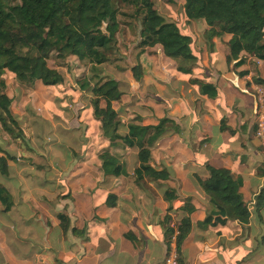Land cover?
Instances as JSON below:
<instances>
[{
  "label": "rangeland",
  "instance_id": "1",
  "mask_svg": "<svg viewBox=\"0 0 264 264\" xmlns=\"http://www.w3.org/2000/svg\"><path fill=\"white\" fill-rule=\"evenodd\" d=\"M116 1L118 13L105 16V21L109 24H118L115 50L111 55L112 60L100 65V68L103 74L118 80L123 90L121 100L115 105L122 122L120 131L125 133L130 122L155 123L161 117L173 118L175 115H179L181 126L189 125L193 130L184 133L179 141H173L172 131L177 130V127L173 121L167 123L168 129L151 146V156L154 165L163 164L168 167L170 176L161 183L151 182L156 196L148 195L146 199L141 196L139 207L136 197L128 195L127 190L123 189L128 182H134L131 174L138 164L136 148H124L120 151L129 175L105 178L97 170L99 161L95 154L106 142L100 138L98 123L92 116L89 92L81 90L77 81L78 78L88 76L89 65L71 55L64 59L51 56L48 63L57 68L64 77L62 83L52 86L44 85L40 81L21 83L13 73L5 71L4 91L11 98L10 109L18 127H14V133L11 134L3 130L0 124V155L6 156L8 165V174L0 172V182L7 188L12 199L8 210L0 203V264H40V249L46 243L45 239L54 247L65 245L68 249V240L63 243L53 231H45L42 205H46L53 212L56 202L62 205L71 203V199L79 202L76 193L80 191L84 196L81 199H86L90 204L85 216L94 214L90 208L94 209L93 205L99 197L104 199L112 190L120 193L121 198L117 204L127 206L131 212L139 214L140 220L150 224V244L156 249L158 243L163 245L164 223L161 220L164 202L170 206L178 205L184 199L183 195L189 194L204 206L207 203L204 196L206 192L191 175L194 170L201 171L191 161V155L196 151L203 152L197 144L198 140H193L197 136L196 124L200 122V118L198 121L196 118L204 119L207 116L203 115L202 98L194 89L197 87L200 92L199 84L196 83L190 91V94H196L193 97H197L195 100L185 95L188 86L181 85L187 79H190L189 82L204 80L212 75L209 73L208 76L205 71L203 74L198 73L201 70L200 59L206 53L212 63H219L222 69H226V62L221 58L228 51V35L223 33L221 36L209 37L208 24L204 19H187L183 10L184 0H154L157 12L165 20L176 22L190 36L192 50L198 59L190 63L182 61L180 57L165 56L159 45L139 53L140 20L132 6ZM135 64L140 65L139 80L135 79L131 70ZM189 64L192 66L189 73L177 68V65ZM246 66L253 71L256 69L251 61ZM225 74L229 76L227 72ZM177 88H181L182 92V96L178 97V104L177 94L174 93ZM247 98L251 102L253 97L248 95ZM190 100L193 101L192 104ZM227 103H230V110L215 108L214 113H234L241 100L234 97L233 101ZM239 115L241 116L240 113ZM197 137L202 136L199 134ZM227 141L236 148L242 142L237 138H227ZM167 186L176 188L179 195L167 200L162 194ZM137 189L142 192L140 188ZM144 189L147 192L150 188ZM64 192L66 195L62 196ZM125 198L130 199L131 203H127ZM172 213L175 211L172 210ZM173 215H169V221L178 219L177 214ZM90 222L95 223V218H91ZM197 232L198 228L193 226L184 243L188 264L231 262L229 251L221 247L215 252L214 262L207 261V252L203 254L199 250L201 241L196 235ZM34 249L38 252H34ZM20 252L27 255L25 260L20 258ZM249 255L243 258L251 257Z\"/></svg>",
  "mask_w": 264,
  "mask_h": 264
},
{
  "label": "trees",
  "instance_id": "2",
  "mask_svg": "<svg viewBox=\"0 0 264 264\" xmlns=\"http://www.w3.org/2000/svg\"><path fill=\"white\" fill-rule=\"evenodd\" d=\"M134 8L140 20L139 53L146 48L159 45L163 54L180 57L182 61H196L197 54L191 47L190 36L179 25L167 21L154 8V0H119ZM116 0H0V124L3 130L14 133L17 126L10 106L11 98L4 91L3 74L9 71L21 83L40 81L47 86L62 83V73L48 63L54 56L64 59L71 55L89 65L88 76L78 78L80 89L89 92L92 116L98 123L100 138L106 142L96 151L101 176L120 177L129 175L120 151L136 148L137 166L132 176L139 185L152 187L149 182L164 181L169 178L168 167L152 163L151 146L168 129L169 117H161L155 123H128L125 133L120 131L121 120L116 104L121 100L123 90L119 81L103 74L100 65L112 60L115 50V33L118 24L105 21L108 14H117ZM184 14L189 20L202 18L208 24L209 37L229 35L226 59L236 61L234 67L246 61L247 56L264 62V0H184ZM191 63V62H190ZM189 65H177L185 73ZM135 79L141 77L140 65L131 68ZM240 75L244 71H239ZM255 83L263 84L264 78L254 77ZM200 93L210 98L218 94L217 86L211 82L198 80ZM18 127V126H17ZM159 166V167H158ZM206 176L193 174L197 184L206 192L212 209L203 219L196 220L199 228L224 225L227 221L248 222L251 210L244 201L240 188L241 176H235L230 168L204 164ZM0 172L8 174L7 158L0 155ZM154 191V190H153ZM168 199L177 197V190L167 186L162 190ZM66 193L62 194L65 196ZM117 195L108 192L103 204L114 207ZM0 203L8 210L12 205L9 191L0 182ZM264 207V189L256 195L253 213L260 215ZM162 218L164 240L169 245L175 233V246L180 264L181 247L191 231V214L196 210L191 198L185 197L177 208L182 216L175 229L169 225L167 206ZM58 225L65 233L84 235L86 227L71 226L70 218L64 211L56 213ZM132 239V232H125Z\"/></svg>",
  "mask_w": 264,
  "mask_h": 264
},
{
  "label": "crops",
  "instance_id": "3",
  "mask_svg": "<svg viewBox=\"0 0 264 264\" xmlns=\"http://www.w3.org/2000/svg\"><path fill=\"white\" fill-rule=\"evenodd\" d=\"M226 53L221 58L226 62V69H222L219 63H212L208 53L200 59L201 70L198 73L203 74L205 71L208 76L209 73H212L208 79L203 81L211 82L217 86L218 94L216 97L210 98L205 94H201L197 87L194 88L193 86L198 80L189 82L190 79H187L188 81L181 85V87L188 86L187 94L185 95L192 100L197 97L193 99L196 94H190V91L194 88L199 93L203 102V115L207 116L204 119L201 117L196 118L197 121L200 118V122H197L195 132L197 136L200 134L202 137L195 136L193 140H198L197 144L201 146L204 154L196 151L191 155L193 159L191 161L196 168L201 170H194L191 175L193 177V174L197 173L200 176H206L205 163L230 168L235 176H241L242 178L243 182L240 191L248 208L251 210V215L245 224L234 220L227 221L224 225L207 226L201 229L197 227L195 222L198 219H203L206 213L212 209L208 196L204 194L207 200L204 206L193 195H183L184 198L188 196L191 198L196 210L191 214V231L181 247L182 264H188L184 243L191 234L193 226L198 228L196 235L201 241L199 250L203 254L207 252L205 256L207 261L214 262L216 259L215 252L217 248L221 247L229 251L231 260L229 264H239L241 260L246 259L243 256L249 254L251 257L240 264H264V207L260 215L253 213L255 197L261 189H264V151L256 136L258 123L264 124V86L254 81V77L260 76L264 78V62L255 60L252 56H247V61L234 67L236 61L231 60L232 62L228 63ZM249 61L256 65L255 71L246 66ZM174 71H176L175 68ZM239 71H244V74L240 75ZM174 93L177 94L176 104H178V97L182 96L181 88L174 89ZM248 95L253 97L251 102L248 101ZM234 97H239L241 100V103L236 106L238 110L236 109L231 114L230 112L227 113V111L220 114L214 113L215 108L230 110V103L227 102L233 101ZM192 100H190V104L193 103ZM177 107L178 105L175 108ZM170 119L177 127V130L172 131L173 141H179L184 133H189L190 129L193 130L189 125H180L179 115H175V117ZM189 122L192 123L191 121ZM227 138L228 140L237 138L242 141L239 148L232 146L227 141ZM142 185L140 186L139 183L131 181V184L128 182L123 187L124 190H127L128 195L136 197L139 201V207L141 205V196L144 199L148 195L156 196L155 187L152 186L151 182H149V185L154 191ZM137 188H140L142 192ZM144 188L149 190L146 192ZM111 192L114 191L112 190ZM72 193L74 195L75 191ZM114 193L117 195L118 201L121 198L119 196L120 193ZM177 194L179 195L178 191ZM76 196L79 202H74L73 199H71V203L67 202L64 205L56 202L53 205V212L46 205H42L45 231L47 233L53 231L63 243L68 240L69 248L66 249L65 245L54 247L52 244H48L45 239L46 243L40 249V264H157L163 260L170 247H173L172 241L169 245L166 244L163 235V245L160 242L157 249L152 247L150 244L152 237L150 224L140 220L139 214L131 212L127 206H121L116 203L114 207L109 208L103 204L104 199L99 197L93 205L95 210L90 208V210L94 211V214L85 216L84 214L90 204L86 199H81V197H84L82 191L77 192ZM65 198L67 199V197ZM125 201L131 203L128 198H125ZM147 203L151 204L150 202ZM181 203L173 205L170 211L171 214H177L178 219L182 216V212L177 209ZM132 206L136 207L135 205ZM167 206L168 204L164 202L162 218L167 212ZM172 210L175 213H172ZM59 211H64L68 214L71 226L86 227L83 237L72 234L70 230L65 233L62 231L56 216ZM170 212L168 214L171 216ZM91 218H95V223L90 222ZM178 219L170 221L169 225L175 229ZM125 232H132V239L126 238ZM33 251L38 252L37 249ZM20 253V258L25 260L27 255H24V252ZM213 264H225V262Z\"/></svg>",
  "mask_w": 264,
  "mask_h": 264
},
{
  "label": "built area",
  "instance_id": "4",
  "mask_svg": "<svg viewBox=\"0 0 264 264\" xmlns=\"http://www.w3.org/2000/svg\"><path fill=\"white\" fill-rule=\"evenodd\" d=\"M256 136L259 139L262 149L264 151V124L261 122H259L257 125ZM175 234L176 232L171 236L170 240V242L172 241L173 247H170L163 260H161L157 264H180L175 246Z\"/></svg>",
  "mask_w": 264,
  "mask_h": 264
}]
</instances>
